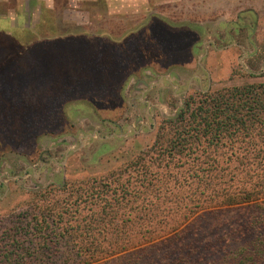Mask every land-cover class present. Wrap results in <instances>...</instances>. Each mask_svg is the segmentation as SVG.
<instances>
[{
    "label": "trees",
    "instance_id": "16d2710c",
    "mask_svg": "<svg viewBox=\"0 0 264 264\" xmlns=\"http://www.w3.org/2000/svg\"><path fill=\"white\" fill-rule=\"evenodd\" d=\"M172 28L158 18L151 20L145 31L123 36L122 42L85 36L83 51L80 50L82 61L76 60L74 53L57 54V59L44 52L32 53V47H27L32 37L21 40L1 33L11 45L10 52L23 55L30 49L31 53L29 58L19 57L21 64L0 61V157L7 151L19 150L29 138L51 132L66 119L63 116L70 103H82L102 114L121 107L120 91L141 66L149 60L160 61L173 58L177 52L194 50L189 36L178 35L183 31ZM56 30L47 26L34 34L41 39L62 37L60 42L51 43L61 47L72 45L69 42L75 41L77 35L82 37L60 35ZM15 35L20 36L18 32ZM65 60L66 64L77 65V72L49 69L51 64H64ZM200 94L201 98L191 96L176 120L177 126L169 134L160 132L156 143L160 147L158 156L191 157L189 194L173 193L177 206L169 208L168 214L173 210L183 220L196 215L205 204L209 210L195 216L191 225L156 242L159 228L158 199L152 195L154 182L147 181L142 192L133 193L136 197L142 194L143 202L126 213L123 209L128 203L125 199L130 180L123 179L119 172L113 188L102 182L97 188L90 186L92 192L77 189L75 199L72 191L67 197L56 193L51 197L36 196L43 204L27 212L29 224L20 225V215L13 214L12 232L5 231L2 239L31 229L41 240L36 248L25 246L18 258L7 253L8 264H30L29 260L46 264L42 255L61 247L66 235V244L75 254L91 259L128 250L112 264H264V82ZM121 180L127 181L120 184ZM163 180L162 190L167 193L170 183L172 188L175 184L167 176ZM201 186L203 190H199ZM110 188L113 200H106ZM81 202L98 207L93 220L84 215L75 226L63 224ZM101 202L104 206H100ZM141 220L146 224L140 226ZM71 230L80 234L86 230L92 237L85 239L89 234L84 233L77 244ZM49 237L51 244L46 242ZM14 242L20 244L19 240Z\"/></svg>",
    "mask_w": 264,
    "mask_h": 264
},
{
    "label": "rangeland",
    "instance_id": "374dc122",
    "mask_svg": "<svg viewBox=\"0 0 264 264\" xmlns=\"http://www.w3.org/2000/svg\"><path fill=\"white\" fill-rule=\"evenodd\" d=\"M28 1L29 5H26ZM30 1L0 0V15L16 19V30H18L21 36L19 39L21 40H27V38L32 37V33H29L28 30H31L30 32H33V34L39 31L41 33L43 30H46L47 26H54L60 35L85 33L86 35L76 37L75 41L69 42L72 45L67 44L68 54L71 55L70 51L74 52L75 55L73 57L78 61H82L80 50L83 51V39L85 36L88 38L87 36L90 33L109 32L118 41L123 35L142 29L148 22L150 24L151 20L158 18L166 21L176 31H183H180L182 34L178 35H188L190 41L194 42V48L197 50V53L195 50L189 49L187 52H177L173 58H164L160 61L156 60L152 62L149 60V63H146L149 66H153L155 73L171 71L170 67L172 66L183 67L180 68L184 70L181 71L183 74L180 80L181 83L175 82L174 88L170 84H166L164 88L153 89V91L149 92V98L156 104L142 121H136V113L132 112L136 110V106L138 105L134 100V96L137 94L134 93L135 89L133 87L134 85L140 87L141 83H130L129 94L123 95L125 96L127 107L124 110L118 107L104 112L105 114L103 115H99L101 119L112 118L120 123L121 126H124L120 130L114 131L116 137H113L111 132H101V134H94L95 136L89 133L87 136V142L95 144L93 146L94 151H96L94 157H90L89 151L86 148L83 149L84 142L83 145L75 143L76 136L79 134L69 133L74 128L73 121L76 118L74 117L75 114L68 111H64L63 117H66V119L56 124L51 132L43 136H37L36 138H29L19 150L3 153V157H0V264H8L5 258L7 253L12 252V256L18 258L21 253H24L25 246L36 248L40 245L41 237L34 234L31 229H27L29 232H26V229L20 230L17 235L14 234L12 237L6 238V240L2 239L5 231L12 232V226L15 222L13 214L20 215V225L29 224L31 217L27 212L33 211L35 205L43 204L36 200V196L38 198L39 195L48 194L51 197L53 193H56L59 197H67L70 196L72 191V198L75 199L77 189L81 190V188H84L89 192L90 186L97 188L101 186L102 182L110 183L113 188V184H116L114 180L119 176V172L123 173V179L129 178L130 180V183H127L130 186L127 187V199H125L128 203L125 209H123L126 213L131 210V207H138L143 202V195L141 194V197H136L134 195L135 192H142L145 189L147 181L152 180L154 182L152 195L158 199L156 204V222L159 228L155 239L156 242L162 241L181 228L191 225V221L195 216L210 209L209 205L205 204L199 207L200 209L196 215L189 216L183 220H181L183 217L178 218L173 210L168 214L169 208L177 206L173 193L189 194L191 189V157L179 154L170 155V157L158 156L160 147L156 141L160 132L169 134L171 130H174L178 124L176 120L182 110L186 108L191 96L201 98L200 93L202 92L252 82H264V64H226L229 66L226 69L219 66L220 64H211V69L208 67L209 63H217L218 59L222 57L221 50H219L221 47L220 32L226 28L227 21L235 20L238 12L244 7L258 9L259 19L255 21L256 23L253 26L256 30L253 32L252 37L256 41H259V38L262 39L261 37L264 34V0ZM27 10H29V13ZM244 23L246 24L247 22ZM2 27L7 28V26H0V29ZM200 28L210 31L208 33H212V36L201 37L203 29ZM233 28L234 25L230 27L231 30ZM246 34L248 35V32L244 28L242 38H240V42L243 44L247 43ZM208 38H212L219 45L211 46L210 52L208 51L205 54L207 55L206 59L203 60L205 63L201 64V69L197 73L186 70L184 67L196 65V61H199V56L204 54L205 50H209V48L206 49L203 46L196 49V44L202 45L203 40H207ZM97 39L100 40V38ZM10 46L6 37H3L0 33V47L8 50ZM238 55L239 50H232L231 54H229L230 61L232 63L237 61ZM203 67H205L206 71ZM195 74H198V77H194ZM140 76L144 78L143 74ZM129 99H131L132 105L128 108ZM82 106L84 107V105ZM126 109L132 111H126ZM80 119L86 121L88 124V126L86 124L79 125L77 128L80 127V130L88 133L89 130L97 128L96 126H92L96 124L95 118L83 116ZM126 120L128 121L126 122ZM82 135L86 137L85 133H82ZM63 142H74V144L72 146L71 144L69 145L71 148L67 149L65 154L58 157H55L57 155H52L50 159L47 158L39 169V159L44 151L51 149L55 153V149L62 146L60 143L62 144ZM80 149L86 154L82 153L83 151ZM53 160L55 162H52ZM29 162L36 164L33 171L36 178L32 176L31 172L29 175L25 174L23 176H29V183L25 184L27 181L24 180L16 181V166H22L23 168ZM23 172L24 170L19 174ZM141 175L146 177L144 179H137ZM164 176L169 177L175 184L172 188V182L170 183V190L167 193L162 190L163 187L161 186ZM181 179L183 180L182 185L180 184ZM126 181L121 180L118 182L122 184V182ZM118 182L117 184H119ZM112 188L105 195L106 200H113L112 193L114 191L112 192ZM199 190H203V186ZM121 191L120 193H122ZM116 194L118 195L119 193ZM33 199L37 202L35 201L32 204ZM103 204L101 202L100 206H104ZM77 208L79 209L77 210ZM77 208L72 209L69 221L66 220L63 224L75 226L82 220L84 215L89 216V220L91 221L96 216L94 210H97L98 207H92L91 203L81 202L79 206L77 205ZM146 222L141 220L138 224L142 226ZM71 231L75 234L73 242H77V244L84 238L85 234H89L86 230H84L85 234H80V231ZM58 232H60V228H58ZM91 237L92 235L89 234V236H85V239H91ZM14 240H19L20 244L15 243ZM50 240L51 237L46 242L50 243ZM64 241L65 243H62L61 247L50 250L48 255H42L46 264H54V262L55 264H112L128 251L125 250L115 255L103 254L91 259L85 257L84 254L79 255L72 251L71 245L66 244L68 242V235L63 239ZM29 262L33 264L31 260Z\"/></svg>",
    "mask_w": 264,
    "mask_h": 264
},
{
    "label": "crops",
    "instance_id": "0c3cea01",
    "mask_svg": "<svg viewBox=\"0 0 264 264\" xmlns=\"http://www.w3.org/2000/svg\"><path fill=\"white\" fill-rule=\"evenodd\" d=\"M129 1L130 0H127V2H129ZM30 2H32V0ZM26 3H27L26 5H29V1L26 2ZM27 12L29 13V10H27ZM29 16H30V14H29ZM258 17H259V14H258V9L257 8L244 7L243 9H241L238 12L237 18L235 20L227 21L226 28L220 32L221 37L223 36V38H224V34L226 33L225 31L227 29H229V32H231L230 31V27L233 26V25L234 26H238V27H240L242 29L245 28L246 31L249 29L250 32L253 33V31H251V30L253 29V26L256 23L255 21H258V19H259ZM28 19H30V18H28ZM243 21L244 22L249 21L252 24L250 25L248 22L245 24ZM15 22H16L15 18L13 19L12 17H7V16L0 15V26H7V28H3L2 27V29H0V33H4L6 36H9V37H18L19 38L20 36L15 35L16 32H18V30H16L17 26H16ZM148 25H149V22L142 29L136 30L133 33L138 32V31H142V30L145 31ZM28 26L30 27L29 24H28ZM200 29H203V31H202L203 33L201 32V37L205 38L208 35H209L208 37L212 36V33H208L210 31H208V30H206L204 28H200ZM28 31H29V33H32V40H31V43H29V45L27 47H29V46L32 47V53L44 52L45 55L46 56H50L51 59H53V58L57 59V54H61L62 55V53H65L66 56L70 55V54H68L69 50H68V48H66L67 46L61 47V46H55V45L51 44L52 42L53 43L54 42H60L59 40H61L60 38H62V37H56V38H51V39H41L40 37H37L35 34H33V32H30L31 30H28ZM79 34H82L80 36L86 35L85 33H79ZM131 34L132 33L129 32V33L123 35V36L125 38L126 36H129ZM89 36H91V37H93L95 39H97V38L102 39L103 37H106L107 39H109L112 42H122L123 41V39H120L118 41L115 40V37L109 32L90 33ZM89 36H87V37H89ZM76 37H79V35H77ZM227 37H225V38H227ZM64 38H67V37L65 36ZM261 38H264V34L262 35ZM212 41H214V40H212V38H208L207 40H203L202 45L201 44H196V49L200 48L201 46H203L204 48L208 47L209 50H205V53L201 54V56H199V61H196L197 62L196 65L194 64V65H191L189 67H184L186 70H191L192 72L197 73V71H199L201 69V64L205 63V62H203V60L206 59V56H207L205 54H207L208 51L210 52V49L212 48L211 45H209L210 42H212ZM263 41L264 40L259 38V41L255 42L253 44V47L256 48V52L261 53L264 50V42ZM234 49H237V47L229 46L228 48L220 49L222 57L218 59L217 63H209V65H208L209 69L212 68L211 64H220L219 66H221L224 69L229 68V66H228L229 64H235V63L236 64H240V57H237V61H234L233 63L230 61L229 54H231V51L234 50ZM195 51L197 53V50H195ZM70 52H71V54L74 53L72 51H70ZM30 53L31 52H30V49H29L23 55H19L17 53L14 54L13 51L10 52L9 50H4L2 47H0V61H1V64H5V63H3L5 60H10V64H21V61L19 60V57H25L26 56L27 58H29ZM15 56L18 57V58L13 60ZM195 56H196V54H195ZM197 57H198V55H197ZM66 58L67 57H65V59ZM66 62H68V61L65 60L64 64H59V62L51 64V67H49V69L52 70V68H53V70H55L57 68V69L63 70V71L64 70L67 71V69H68L69 71L77 72V70H78L77 65L66 64ZM226 64H228V65H226ZM49 66H50V64H49ZM170 68L172 70L166 72L165 74L168 76V78L172 82H178V80H177L179 78L178 77V71H184L183 69H180V68H183V67H181V66H172ZM203 68L205 69V67H203ZM153 69H154L153 66H149L148 64L145 63V65H143V67L141 66L139 68V71L137 73H133V75H131L129 77L128 81L126 82L125 88H123L120 91V93L122 95V98H123L121 110H124L127 107L126 104H125V96H123V95L124 94L125 95L129 94V92H130V85L129 84L130 83L131 84H133V83H135V84H140V83L147 84V81L143 80L144 78H141V76H140V75H142L144 73L150 78H152V77L153 78H157L158 77L157 74H161V73H155L153 71ZM205 71H206V69H205ZM197 75L198 74H195L194 77L195 76L198 77ZM151 107H149V109H152ZM83 110H86V111H84V113H82ZM67 111L69 113L75 114L74 117L76 119L73 121L74 126L78 127L79 125H84V124H86L88 126L86 121H83L82 119H80L83 116L84 117L95 118L96 126H98V127L105 126V124L104 123L101 124L100 120H99V119H101V118H99V115H103V114L98 112V111H94L93 109H91L88 106L85 107V105H84V107H83L82 103H78V102L70 103L69 105H67ZM97 117H98V119H97ZM88 122H90V121H88ZM86 130H88V129H86Z\"/></svg>",
    "mask_w": 264,
    "mask_h": 264
},
{
    "label": "flooded vegetation",
    "instance_id": "af4514ba",
    "mask_svg": "<svg viewBox=\"0 0 264 264\" xmlns=\"http://www.w3.org/2000/svg\"><path fill=\"white\" fill-rule=\"evenodd\" d=\"M247 22L250 25L252 24L249 21H247ZM255 30L256 29L253 28L251 31L254 32ZM230 31L231 32H229V29H227L225 31L226 33L224 32L225 33L224 38H223V36L221 37V47L219 48V50L223 49V48H228L229 46H234V47H237V50H239L238 57H240V64H264V50H263V52L259 53V52H256V48L253 47V44L255 42H257L256 39H254V37H252V35L254 33L250 32V30L248 29L247 30L248 35L246 34V36H245L247 38L246 39L247 43L243 44L242 42H240L241 41L240 38H242V32L244 31V29H242L238 26H234L233 30L230 29ZM220 36H221V34H220ZM225 37H227V38H225ZM262 40H264V38H262ZM217 44L219 45V43L212 41V42H210L209 45L214 46ZM207 48L208 47H206V49ZM194 50H195V48H194ZM157 76H158L157 78L151 79L150 77H148L144 73L143 74V77H144L143 80H146L147 84L141 83V86H140L141 88L140 87L138 88V86H135V85L133 87L135 89L134 93L137 94L136 96H134V100L138 103V105L136 106L135 111L134 110L132 111L130 109H126V111L130 110V111L136 113L135 114V117H136L135 120L136 121H142V119L145 116H148V113L153 109V106H155V104H156L151 98H149V96H148L149 92L153 91V89H159L162 87L164 88V87H166L165 86L166 84L167 85L170 84V86L172 88H174V86H175L174 85L175 82H172L165 73L157 74ZM178 77L179 78L177 80L179 83H181L180 80L183 77V74L181 73V71H178ZM131 105H132L131 99H129L128 108H129V106L131 107ZM149 107H151L152 109H149ZM84 111H86V110H83L82 113H84ZM99 120H100V123L101 124L104 123L105 126L98 127V126H96V124H93L92 126H96L97 128L94 130H90V132L88 131V133H87L85 131L80 130V127L77 128V126L73 125L74 128L71 131H69L70 134H79L78 136H76L77 139H76L75 143L83 145V142H84L83 149L86 148L89 151L88 153H89L90 157H94V154L96 151H94L95 149L93 148V146L95 144H92V142H87V140H86L89 133L94 135L97 133L101 134V132H106V133L111 132V135H113V137H116V135L114 134V131L117 129L120 130L121 127L122 128L124 127V126H121L120 123H118L116 120H114L112 118H102ZM127 121L128 120H126V122ZM128 127H130V126H128ZM82 133H85L86 137H84L82 135ZM83 140H85V141H83ZM101 140H103V139H101ZM70 144L72 146L74 144V142L73 143L72 142L71 143L63 142L62 144L60 143V145H62V146L57 147L55 149V151H56L55 153L52 152L51 149H46L39 159V163H38V165H40L39 169L42 167V164H44V161H46L47 158L50 159V157L52 155H57L55 157H58V156H61L62 154H65L67 152V149L71 148V147H69ZM80 150L83 151L82 149H80ZM82 153L86 154L84 151ZM52 162H55V160H53ZM35 165L36 164L29 162V164H27L26 166H23V168H22V166H16V168H15L16 169L15 170L16 179L15 180L16 181L24 180V181H27V182H25V184L29 183L30 182L29 176L28 177H23V176L25 174L29 175L31 172L33 174V171L36 167ZM19 169L24 170V172L19 174L22 171ZM32 176L35 177L34 174Z\"/></svg>",
    "mask_w": 264,
    "mask_h": 264
}]
</instances>
